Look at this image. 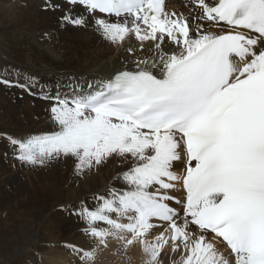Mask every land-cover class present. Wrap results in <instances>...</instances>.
<instances>
[{"label":"bare ground","instance_id":"bare-ground-1","mask_svg":"<svg viewBox=\"0 0 264 264\" xmlns=\"http://www.w3.org/2000/svg\"><path fill=\"white\" fill-rule=\"evenodd\" d=\"M193 1L114 0L116 12L120 13V4L126 2L123 12L130 18L123 22L127 24L130 33L122 29L124 34L118 40L121 49L117 48L119 50L116 49V52L109 55L106 52L109 47L105 45L114 44L115 41L112 43L113 39L107 40L105 31H119V16L104 14L83 0H0V12L10 35L6 52L14 59L13 62L9 59L5 61L13 66V71L0 74V81L5 83L0 84L4 95L0 103L7 107L11 104V99L14 102L24 98L35 99L34 101H39L46 107L47 115L52 121L62 123L66 117L69 118L70 111L79 115V118L83 112L89 113V118L86 119L71 120L74 117H70L72 127L46 131V134L41 135H47L50 144H61L66 136L71 144L77 140L82 142L81 156L76 155L78 158L72 163L63 166L51 161L48 186L51 188L49 196L55 201L48 210V216L41 222L56 225L58 231L61 229L63 236H55L57 242H71L78 247L81 245L82 248L85 246L94 250H100L102 242H105L107 248L103 247L106 250L103 251L104 254L101 252L97 253L96 258H86L85 264H247L245 255L232 254L217 234L198 228L189 221V214L195 213L199 206H192L189 212L183 210L186 155L180 134L174 131L151 132L79 106V103L105 89L117 71L145 69L165 77L174 63L192 53L204 41L227 31L224 24H215L204 16L200 21L193 15H182V32L177 42H168L165 37L153 38V32L149 29L153 26L147 21L152 12L159 16L174 5L185 2L191 4ZM199 1L204 3V7L193 10L203 15L205 8L217 0ZM147 3L150 6L146 8ZM133 5L137 6L138 14L131 9ZM40 11L46 13L42 22L38 18ZM72 17H88L93 20L94 27L73 28L69 21ZM183 18L187 19L191 27V32L187 35L183 32ZM177 19L179 20H175ZM133 31L137 34L133 35ZM166 31L164 28L161 34H166ZM80 33L86 34L80 36ZM262 42L260 40L259 45L254 47L255 55L235 57L234 73L240 72L242 76H246L263 67L264 55H259ZM6 63L0 60V66L5 67ZM243 65H246L245 70H241ZM236 67L239 69H235ZM42 82L44 83L40 84ZM72 114L71 116L75 115ZM65 124L69 126L68 123ZM61 131L64 133H60ZM29 132L31 133L28 134ZM37 133L38 130L33 129L17 136L19 141L34 145L39 140ZM26 135L29 136L25 137ZM125 146L129 149L127 155L120 151ZM109 155L117 161L114 162L116 166L110 176L102 182H93L94 185H81L79 180L77 186L81 185V190L73 192L70 198L61 200L65 175L72 179L76 177L74 175L78 170L82 171L83 166L98 163L100 158L103 160ZM104 167L105 165L100 166L101 169ZM161 171L169 172L171 187L166 188L157 183V178L165 179ZM8 174L0 170V196L4 195V200L8 198L10 187L20 188L26 194L25 178L22 180ZM163 194H171L176 200L170 202L172 209L169 219L137 211L136 204H140L142 198H160ZM218 199L219 197L211 198L208 203ZM109 205H118V208L115 210ZM82 216H86L87 220ZM34 232L35 246L41 247L46 237L48 238L46 229L39 224ZM86 235H90L88 243H83ZM10 248L7 244L0 246L2 263L8 262L12 253Z\"/></svg>","mask_w":264,"mask_h":264},{"label":"rangeland","instance_id":"rangeland-1","mask_svg":"<svg viewBox=\"0 0 264 264\" xmlns=\"http://www.w3.org/2000/svg\"><path fill=\"white\" fill-rule=\"evenodd\" d=\"M148 5L150 6V3H147L146 8ZM202 7H204V3L202 1L194 0L191 4H188L187 2L177 4V5H174L172 9H168V10L161 12L159 14V17L162 18L160 19L162 20L163 23L157 26L159 27L158 29L157 27L149 28L153 32L152 33V35L154 36L153 38H156V37L164 38L165 37L167 38L168 42H171V41L177 42L180 39L181 32H182V29H181L182 24L180 22V18L182 17V15H185V16L193 15L195 18L202 21L203 15L197 14L193 10L197 8L201 9ZM120 9L123 11L126 9V2L120 4ZM123 11H121L122 13H120L119 11L115 13H111L112 15L119 16L118 19L121 20L119 31L112 30V29L105 31V35H106L105 38L107 40L113 39L112 43L115 41L114 44L105 45V47H109L106 50V52L109 55H112L114 52L121 49L120 47L121 45H119L118 40H119L120 35L122 36L124 34L122 32V29L124 28L125 32L129 30L127 29V24L123 22L124 20L127 21V18H128L124 15ZM142 11L143 9L141 10V12ZM138 12L139 10L136 9L137 14ZM44 14H46L44 11H40V14L38 16L39 22H42L44 18L43 17ZM176 18H179V20L178 19L175 20ZM184 20H187V19L183 18V21ZM69 21L71 25L73 26V28L88 29L90 27L92 28L94 27V24L92 23L93 20L89 19L88 17H85L83 19L72 17L69 19ZM123 25L124 27H122ZM145 25H147L146 22H145ZM5 26H7L6 21L4 20L0 12V60L3 61L4 63H6L5 61H8L7 59H9L12 62L14 61L13 58L8 56L9 52L8 51L6 52V50L8 49L7 46L8 44H10V37H9L10 35L8 32V29ZM164 28H166L167 31H166V34L162 35L161 31L164 30ZM135 32L136 31H133V35L137 34ZM129 33L130 31H128V34ZM83 34H86V33H80V36H82ZM133 52L134 50L131 51L132 55L134 54ZM8 65L9 64L6 63L5 67L0 66V74H4L7 72L9 73L13 71L12 70L13 66H10V65L8 66ZM63 73H66V71H63ZM43 83L44 82L40 84H43ZM0 84H5V83L0 81ZM15 85H11V86H15ZM25 89H28V88H25ZM5 90L8 92V89H5ZM2 94L3 93L0 90V100L1 101H2L1 97L4 96ZM34 100L35 99L24 98L18 102H14L11 99V104L7 106L8 108L4 104L0 103V164H1L0 167L2 166L0 170L1 172H4L5 174L9 173L8 175L15 177V178H19L22 180H24L25 178L26 182L24 183V190H27L25 194L23 190H21L20 188L10 187L11 188V189L9 188L10 195L8 196V198L6 197V199L4 200L3 199L4 195L0 196V239H1L0 246L3 244L4 245L7 244L11 247L10 253L12 252L9 255L8 262L2 263L3 261H0V264H85L84 261L86 260V258H90V259L96 258L98 255L97 253H101V252L102 254H104L103 251H106L104 250V248H107L105 242H102L103 245L101 246L100 250H97V249L94 250L93 248L88 249L85 246H83L82 248L81 245H79L78 247L75 245V243H71V242H57L56 241L57 238L55 236L60 235V234H61L60 236H63L62 235L63 232L61 231V229H59L60 231L59 232L56 225L53 226V224H50V223L47 224L46 221L41 222L48 216L47 215L48 210L50 207L53 206L54 201H55L51 198L52 196L51 197L49 196L50 195L49 192L51 191V188L48 186V179H50L49 172L52 168L51 161L52 163L56 162L58 165L61 164L63 166L72 163L74 160H76L78 157L81 156V155L79 156V154H81L80 150H81L82 142L77 140L73 144H71L70 139L66 136L62 140L63 143L61 142V144L51 143L53 146L52 147L48 141L49 139L46 137L47 135L45 136H41V135H44L47 132L52 131V130H62V129L64 130L66 127H72L71 126L72 123L69 122L70 117H74V118H71V120L72 119L81 120V118L86 119V118H89V113L85 114V112H83L79 118V115H77L73 111H70L71 112L70 116L69 118L66 117L67 119L66 118L64 119V123H62L61 121L56 122V121H52L49 118V116L47 115L46 107L43 104H41V102L34 101ZM50 100H53V99H50ZM28 103L29 105H27ZM27 106H31V107H27ZM72 113L75 115H73ZM71 114L73 116H71ZM46 116L48 117L46 118ZM45 119L47 120L49 119V120L45 121ZM41 123L43 126L41 125ZM43 123L46 125H44ZM65 123H68L69 126H67ZM55 126H57V128ZM33 129L38 130L37 134H38L39 140H37L36 144L30 145L31 143L19 141L18 137L22 136L21 133L25 131L33 130ZM39 131L40 132L43 131V132L40 134ZM30 133L31 132H29L28 134ZM60 133H64V132L61 131ZM28 136L29 135H26L25 137H28ZM53 144H55V146ZM120 151L123 153V155H127V152L129 151V149L127 146H125L124 148H121ZM25 152H28V153L26 154ZM25 154L28 156H26ZM40 157H41V160H40ZM37 158L41 162L38 161ZM14 159L16 160V162ZM101 159L102 158H100L98 163L90 164V166L88 167L83 166L81 168L82 171L78 170L74 175L76 177H73L72 179H68V177L65 175L64 182H63L65 185L63 184L64 187L62 186V189H61L62 190L61 197H60L61 200L70 198L73 192L75 193L79 192L81 190L80 186L82 185V183H84L85 185H94L93 182L99 181V180L102 182L103 180L106 179V177L110 176L114 167L116 166L114 162H117V161L112 159V155H109L107 158H103V160ZM5 160L7 161L5 162ZM21 160L22 162H20ZM28 160L30 162H28ZM102 165H105L104 169L100 168V166ZM19 170H21V172ZM75 178L77 179L75 180ZM79 180H81V185L77 186V182ZM121 198H123L122 195H121ZM173 200L176 201L175 199ZM109 206L115 210L118 208V205L116 206L109 205ZM81 218H85L87 220L86 216H82ZM109 220L111 221V219ZM39 224H41L42 228L46 229L48 238L46 237V241L44 243L45 246H43L44 244H42L41 247L37 248L35 246V237H34L35 232L34 231ZM88 236L90 235H86L85 237L86 239L84 238L83 243H86V242L88 243ZM84 253H87L89 255H85ZM56 258H58V260H55Z\"/></svg>","mask_w":264,"mask_h":264}]
</instances>
